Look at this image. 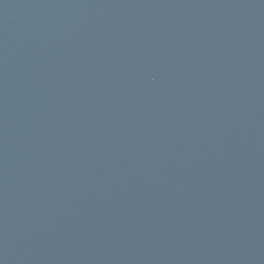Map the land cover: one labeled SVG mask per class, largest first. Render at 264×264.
<instances>
[{
  "label": "water",
  "instance_id": "95a60500",
  "mask_svg": "<svg viewBox=\"0 0 264 264\" xmlns=\"http://www.w3.org/2000/svg\"><path fill=\"white\" fill-rule=\"evenodd\" d=\"M0 264H264V0H0Z\"/></svg>",
  "mask_w": 264,
  "mask_h": 264
}]
</instances>
